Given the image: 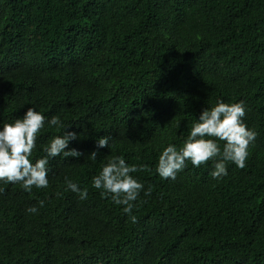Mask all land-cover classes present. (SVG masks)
I'll return each mask as SVG.
<instances>
[{
    "label": "trees",
    "instance_id": "obj_1",
    "mask_svg": "<svg viewBox=\"0 0 264 264\" xmlns=\"http://www.w3.org/2000/svg\"><path fill=\"white\" fill-rule=\"evenodd\" d=\"M220 99L257 133L245 167L161 178L159 151ZM30 106L84 155L51 158L47 188L0 182V264H264V0H0V120ZM63 133L45 123L33 162ZM113 155L143 165L135 221L92 186Z\"/></svg>",
    "mask_w": 264,
    "mask_h": 264
},
{
    "label": "clouds",
    "instance_id": "obj_2",
    "mask_svg": "<svg viewBox=\"0 0 264 264\" xmlns=\"http://www.w3.org/2000/svg\"><path fill=\"white\" fill-rule=\"evenodd\" d=\"M246 114L243 101L226 103L217 100L210 107H204L199 116L188 129V135L178 147L168 143L159 151L155 172L164 179L175 180L177 174L184 170L190 161L195 167L212 161L209 175L221 179L228 174L227 164L233 163L244 168L248 157L249 145L255 141L257 133L248 128L244 117ZM64 129L63 135L52 136L42 148L43 155L31 159L33 149L37 147L38 133L45 127ZM59 115L50 118L34 106L26 109L23 116L12 122L0 120V182L20 183L25 191L36 188H47L48 164L51 158L81 157L84 154L76 148H70L71 141L78 138L76 131H69ZM218 141H224L223 146ZM97 149L110 148L109 138L102 136L96 139ZM96 150L89 154L91 160L97 159ZM143 168V165L129 164L122 155H113L104 163L100 171L93 175L92 186L101 190V195L108 197L117 205H124L123 211L135 221L132 210L136 206L141 191L150 195L151 189L145 188L136 177L131 175ZM66 188L78 194L81 200L87 199V188L65 177ZM43 206V201L39 202ZM36 213L37 206L26 209Z\"/></svg>",
    "mask_w": 264,
    "mask_h": 264
}]
</instances>
